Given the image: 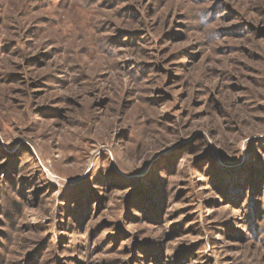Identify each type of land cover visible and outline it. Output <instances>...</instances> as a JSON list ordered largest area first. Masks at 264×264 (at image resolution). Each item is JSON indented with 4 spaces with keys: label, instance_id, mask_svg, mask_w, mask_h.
Instances as JSON below:
<instances>
[{
    "label": "rangeland",
    "instance_id": "obj_1",
    "mask_svg": "<svg viewBox=\"0 0 264 264\" xmlns=\"http://www.w3.org/2000/svg\"><path fill=\"white\" fill-rule=\"evenodd\" d=\"M0 264H264V0H0Z\"/></svg>",
    "mask_w": 264,
    "mask_h": 264
}]
</instances>
